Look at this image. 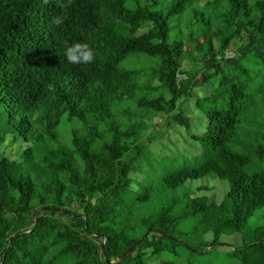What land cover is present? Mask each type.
<instances>
[{"label": "trees", "instance_id": "obj_1", "mask_svg": "<svg viewBox=\"0 0 264 264\" xmlns=\"http://www.w3.org/2000/svg\"><path fill=\"white\" fill-rule=\"evenodd\" d=\"M188 9L201 40L180 26ZM78 41L94 61L67 60ZM129 55L149 71L123 68ZM255 75L264 0H0V264H175L164 255L186 248L180 221L213 240L239 232L238 264H264V222L242 231L264 205V170L231 147L241 131L264 160V86L246 101ZM182 127L207 150L196 166L171 151ZM154 142L171 152L141 172ZM201 177L228 181L219 201L189 186Z\"/></svg>", "mask_w": 264, "mask_h": 264}, {"label": "rangeland", "instance_id": "obj_2", "mask_svg": "<svg viewBox=\"0 0 264 264\" xmlns=\"http://www.w3.org/2000/svg\"><path fill=\"white\" fill-rule=\"evenodd\" d=\"M193 16H194V9H188L185 13V17L183 18L182 21H180V26L184 30L187 29V27H190L194 36L198 37L199 40H201L203 34V28H201L199 24H196L192 21ZM175 34L176 33L174 34L171 33V37L174 36ZM189 45L195 46V43L190 41ZM147 60L150 62V57L138 58L136 56L129 55L121 63V65L123 66V68L127 67L133 69H141L146 67L145 71H149L150 65H148L149 62ZM190 61L191 59H188L187 63L184 64L183 66L186 67L192 65L193 63H191ZM188 69H189L188 70L189 74H192L194 72L193 68L189 67ZM195 70L197 73H201L203 71V68L197 65V68ZM223 71H225V69ZM253 78H254L255 86L252 87L251 93L249 97H247L246 100L247 103L252 102L254 94L260 96L261 88L264 86V76L255 75L253 76ZM126 115L127 114H124V116ZM149 115L150 113L147 112V110H142L138 114H133V118L144 119L147 118ZM192 115H194V118H189L190 132H193L191 130L201 131L202 128L199 127V125L201 123L200 120L203 118H198L197 112H193ZM153 121L158 122L157 127L164 126L163 124H165L166 122L165 113H160L158 116L156 115L153 118ZM241 126H239V128ZM181 130L183 134L182 137L176 136L175 134L173 136L169 135L168 139H170L173 142V147L171 151L173 152L176 151L175 155L181 153L180 157H178L176 160H180L182 166L185 164L189 166H196L204 160L207 150L205 151L204 145L202 144L201 141L194 140L190 137L189 130H185V128L183 127ZM174 132L176 134H180V132L177 130ZM231 147L249 156L250 162L247 167V171L249 173H254L257 171L264 170V160H260V158H258V156L256 155L254 151L255 140L252 138L251 135H243V132L240 131L236 135L235 142L232 143ZM148 150L149 149H146V151ZM171 151H168L166 143H164L162 146L160 143L157 146L150 145V156L146 157L145 159L139 162V166H140L139 170L141 171V169L146 168L148 165H150V169L148 171H152L153 167H155V165L157 166V162L160 163V161L164 158L163 157L162 159H159L162 156V154L165 153L169 154ZM137 158H138L137 156L133 157L128 161V163L133 164V162ZM141 172L145 173V171H141ZM157 172L160 173L161 170L157 169ZM188 184L189 186L191 185L192 189H194V192L197 195L201 193H206L210 197L213 196L217 197L215 201H219L218 199H220L219 197L221 196L222 192L226 191L229 187L228 181L219 178H215L214 180H209L204 177H201L197 180H190ZM203 184L206 186H210L212 188L207 190L200 189L199 186H202ZM124 198L126 199L127 202H130L133 197L131 195H127ZM181 211L182 209L180 207H177L171 213L177 214ZM263 222H264V205L255 210L253 215L245 223L242 231L244 230L247 231L259 224H262ZM185 223H186L185 221H180L179 225L177 226L174 232L175 235L178 234V232L183 233L180 241L183 245L186 246V248L178 247L177 255L165 254L164 256H166L168 260H170L175 264H238L239 263L237 259H235L232 256V251L241 246L242 239H241V234L239 232L231 235L223 234L220 235L216 240H213V237L210 233L196 234L194 232L189 231L184 227ZM186 231H188V234L187 233L185 234ZM205 242H208L206 243L207 244L206 247H204L203 250H198L197 248L203 247V244H205ZM160 260L154 261V263L152 264H162Z\"/></svg>", "mask_w": 264, "mask_h": 264}, {"label": "clouds", "instance_id": "obj_3", "mask_svg": "<svg viewBox=\"0 0 264 264\" xmlns=\"http://www.w3.org/2000/svg\"><path fill=\"white\" fill-rule=\"evenodd\" d=\"M54 22L56 24H60L62 21L60 18H56ZM64 55L72 64L90 63L96 58L94 48L91 47L87 42L79 41L68 46L65 49Z\"/></svg>", "mask_w": 264, "mask_h": 264}, {"label": "water", "instance_id": "obj_4", "mask_svg": "<svg viewBox=\"0 0 264 264\" xmlns=\"http://www.w3.org/2000/svg\"><path fill=\"white\" fill-rule=\"evenodd\" d=\"M42 210H43V208H40V209L37 210V212H36V214H35V222L37 221V217H38L39 213H40ZM148 232H149V230H147V231L144 233V235H147ZM15 235H17V234H15ZM136 243H137V242H136ZM130 249H131V248H129V249H127V250L125 251V253L123 254L122 258H124V256L129 252ZM105 259H106V257H105Z\"/></svg>", "mask_w": 264, "mask_h": 264}]
</instances>
